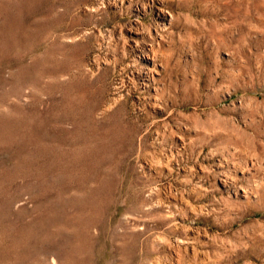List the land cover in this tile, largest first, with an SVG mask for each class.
Segmentation results:
<instances>
[{"label": "rangeland", "instance_id": "obj_1", "mask_svg": "<svg viewBox=\"0 0 264 264\" xmlns=\"http://www.w3.org/2000/svg\"><path fill=\"white\" fill-rule=\"evenodd\" d=\"M0 264H264V0H0Z\"/></svg>", "mask_w": 264, "mask_h": 264}]
</instances>
